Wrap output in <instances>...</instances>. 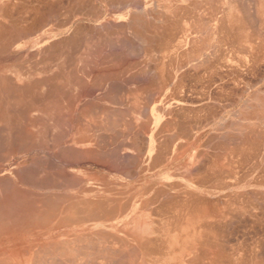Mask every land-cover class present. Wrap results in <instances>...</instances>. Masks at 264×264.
Masks as SVG:
<instances>
[{
  "label": "bare ground",
  "instance_id": "6f19581e",
  "mask_svg": "<svg viewBox=\"0 0 264 264\" xmlns=\"http://www.w3.org/2000/svg\"><path fill=\"white\" fill-rule=\"evenodd\" d=\"M16 1L19 2L18 0ZM22 1H20L21 3H11L12 1L10 0L11 6H7L9 3L5 7H1L2 4L0 5V64L5 62L9 63L8 66H5V69L0 68V149L2 148L1 151L7 153L8 163L17 159L12 163L17 166L11 171L10 176L0 180V264H220L218 228L220 222L219 210L221 208L219 207L220 203L218 201L220 196L217 197L218 189H220L219 187L217 189V186L220 181H216L215 178H213L214 182H216L214 183L210 181L207 184L204 181L206 179L200 180V178L197 177L201 169L198 164L197 165L200 168L193 164H188V161L186 164H183V154L191 151V149H195V151H191L192 154L188 157L190 160L195 156V154H197V144L202 138L200 131L201 125L193 126V124L190 123L191 121H184V126L186 122H189V124L194 127V129L191 127L193 130L189 129L188 132L190 133L191 131V133L187 134L188 132H185V126L183 127V131L180 132L177 130L175 135L180 132L179 135L174 136L172 134L175 140L172 142L170 141V148H167L168 150L165 149V153H163L164 149H156V142L161 138L160 137L158 139L160 134L159 132L163 130L158 128V126L160 125L161 128H163L162 125L165 123L162 122L163 124H160L159 116L161 112L160 109L162 110V108H158L157 106V104L162 100L163 92H159L156 95V92H154L162 90H156L157 87H163V91L165 92L167 86L170 85L169 80L167 81L168 77H166L165 73V68L168 65H171L169 64L171 59L168 60V57L171 54L170 52H172V54L174 53L175 56V53L180 55L182 57V61L184 57V62L187 59V56L192 58V67H194V69L196 68V70L199 68V74V71L201 70L199 62H202L198 61L201 56L200 49L201 47L203 48V44L207 42L204 40L203 43V38L206 39L205 36H207L208 33V36L213 37H211V40H214V36L217 38L218 35H216V31L217 33L220 31V29L215 30L221 19V17H217L216 13V7L218 5L214 10L216 14H213V12L211 14L208 11L207 14H209L208 16L210 17L207 19L205 14H202L203 12L200 11L202 10L201 8L203 5H201L198 0H196L197 3L193 4L192 2L195 1L193 0L191 1V5L190 3H188L189 5L186 4L189 7L192 5L197 6L195 8H198V11L201 12L194 15L193 12L196 9L193 7L194 10L191 12V15L188 14L190 16H192V14L193 16H196L194 17V20H192L193 17L191 20L194 22L195 27L197 26L194 31L195 36L193 37V41H190L191 43L193 42L192 44L190 43L192 46H190L189 41L187 40H184L183 43L179 42L176 45V40L173 42V38H170L173 36L172 33L175 32L176 29L180 28L178 26H176V28H172V24L175 26V22L177 24L178 21H181V25L188 23V20L187 22L182 23L183 18L186 17V15L183 17V13L186 14L185 12H187L184 5L181 7H179L180 5L176 6L177 8L179 7L178 12L179 10L181 11L180 15L182 14V18L180 19L182 20L177 19L178 21H173L174 23H171L172 20L167 22L168 20L164 18L166 20L164 21L165 24L161 22L162 25L171 23L168 26L175 29L174 31L170 30L172 33L168 34V37L166 36L167 38H162L160 35L163 33L159 28L162 25H154V30L157 26L160 30L158 32L155 31V34L153 32L148 33V31H152V26L149 28L148 23H151L152 19L154 20L156 18L155 16L162 11L155 8L157 6L154 2L153 5L155 6L153 7L157 10V13L156 15L154 14L155 16L153 15L155 18H152L151 21H147L144 16L141 17V9L144 10L143 8L145 7L141 5L142 1L135 0V4L138 3L139 5V3H141V6L139 5L140 10H138L140 11V16H138L139 13H135L136 11L130 13V11L127 10L123 14L124 16H128L126 21L122 23V25H119V16L108 17L106 15L108 8L106 4L109 5V1L111 0H109L108 3H106L107 0H46V2H42L43 0H34L35 2L25 0L31 4L27 2L24 3ZM113 1L116 2V0ZM113 1L110 2L111 6L113 5ZM122 1L124 0H117V3H126L125 5L129 3V0L128 2L124 1L125 3ZM156 1L158 0H155V2ZM168 1L171 3L174 0ZM202 1H206L204 5H206L205 8H207L209 7L208 4L210 6H215L218 0ZM223 1L226 10H228V20L229 22L232 21V24L230 23L232 28L234 26V22L236 23L238 21L237 23L239 24L240 21H235L236 19L232 14L233 4L237 0ZM239 1L242 2V0ZM263 1L261 2L263 3ZM114 4L117 6L116 3ZM122 4H120L121 7ZM161 5L163 6L164 4ZM173 5L175 7V4H172L171 7H173ZM222 5L223 4H221V6ZM164 6H167V4ZM183 6L184 9L182 8ZM171 7L169 6V9H171ZM113 8L114 7H112L111 10H113ZM164 8L168 7H163V9ZM93 9L98 10L96 14L90 12L93 11ZM120 9L121 8H119V10ZM190 9L189 11H191ZM213 9L214 8L212 7V10L211 8L209 10L213 11ZM237 9L239 10V8ZM149 10L153 11L151 8H149ZM149 10H144V14L142 15H146V13L151 14L152 12H148ZM183 10H185V12H183ZM222 10H225V8ZM155 11L153 12L155 13ZM172 11L173 9H171L168 14L170 12L173 13ZM259 11L263 12L261 9ZM171 13V19L174 17L173 14L175 16L179 15H176V12L173 14ZM218 13L220 14L221 12ZM161 14L165 13L163 12ZM256 14L259 15L258 12ZM165 15L161 16L165 17ZM158 17L160 16H157V18ZM101 18H104L106 21H104V23H98ZM149 18H151V15ZM157 18L156 21H161V19L158 18V20ZM175 18L177 17H174L173 19ZM205 18L208 21L204 20ZM257 20H255L254 23H256ZM263 20L264 19L262 18V21ZM204 21L209 23V25L206 24L209 26L208 28L204 25L206 23H204ZM153 23L155 22H152V24ZM156 23L158 24V22ZM242 23L240 22V24L237 25L240 26ZM192 24L193 23L190 25L192 26ZM262 24H264V21L261 25L259 23L260 26H262ZM219 25H221V23ZM110 27H115L117 29H108ZM140 27L142 29L147 27V30L142 31L139 29ZM165 27L166 26H164L162 30L170 29V27ZM240 27L242 29L243 25ZM182 29L184 30V28ZM131 30L133 32H137V39H135V34H132L133 36L135 35L134 37L131 36V33H133ZM178 30L177 33H179ZM187 30L189 29H186V31ZM190 30L193 31L192 28H190ZM208 30L210 31L208 32ZM110 31L111 33H114V35L116 34L115 38H111L109 36ZM170 31L165 32L170 33ZM241 31L244 30L242 29ZM159 32L162 34L160 33L156 36V33ZM204 33L205 36H203ZM176 35L177 36L174 35L175 39L179 36L178 34ZM159 36L162 39L158 38V40L156 38ZM260 37H263V35ZM179 38L180 36L177 39L178 41H180ZM216 38L215 42L213 40L212 41L215 45H218L217 42L220 39H218L219 37L217 39ZM244 38H246V36ZM244 38H239V40L243 41ZM258 39L259 38H257V40ZM262 39H260V41H264ZM208 40L210 41V39ZM241 41L240 44L243 43ZM172 42L174 43L173 46ZM198 43H201L202 46L200 47ZM127 44H137V48H139L138 46L142 47L143 59L139 56L141 59L138 60V58L134 55L138 61L133 59L130 60V58L126 56L128 52H132V50L130 52V47L128 48L127 53L123 51V45ZM186 45H189L190 48H192L189 49L188 46L187 49L189 50H181L186 47ZM207 45H205L206 48L209 47V44ZM224 45H226V43ZM233 45L235 46L234 43L232 46ZM249 45L251 44L249 43ZM205 46L204 51L208 50ZM229 46H231V43ZM239 46L241 47L242 45ZM171 47L172 50L170 49ZM176 47L177 50H175ZM219 47H221V45L217 46V48ZM209 48L211 49V47ZM217 48L215 49L217 50ZM233 48L234 47H232V50H235ZM137 50L133 51H136L137 54ZM216 50H214L215 53L219 51V49L217 52ZM232 50L230 47V51ZM158 53H160L161 58H164L163 56L166 55L164 59L167 57L168 65L164 59H161L162 61L159 62L160 58L157 57L159 56ZM139 54H141L140 50ZM212 54L214 53L212 52ZM212 54L210 56H212ZM175 56L172 58L175 59ZM215 56H217V54H215ZM215 56H212L210 59L215 58ZM203 59L204 65L206 61L205 58ZM163 60L165 62H163ZM177 61L179 62L178 59ZM189 61L184 64L180 61V64L176 63L177 65L175 67L172 66L174 68V78H176L177 73H179L181 69L185 68V64L186 66L187 64H190ZM171 62L172 60L170 63ZM192 67L187 68V70H192ZM173 68L171 70H173ZM194 69L193 71H195ZM167 70H169V68ZM196 73L197 72L194 74L196 75ZM119 74H123V76L124 74H131V77L128 79L127 77L124 78L128 80L127 82L130 81L131 84H135L138 87L137 89L140 91L136 90L138 93L135 92V101L133 103L130 102L134 106L130 104L129 107L135 109V104L138 103L136 102V99L139 100L141 98L144 102L142 103L140 100V104L144 105L143 108L146 110L149 117H147L148 115L146 116V113L141 111L142 108L139 106L140 111L138 112L140 113L136 112L137 108L135 109V112L133 111L134 109H127L125 104V106L122 105V99L121 102L119 99L120 103L115 101L114 97L117 95H113V92L111 91H106V93L104 92V96L102 95L103 97L101 96L102 92H100V96L102 97L101 100H98L97 98H93V100L90 99L93 94L92 91L91 95L89 93V90L91 89L90 87L96 88L95 85L103 84H109L110 86ZM179 76L180 75L178 74V77ZM121 77L122 76L120 75V78ZM181 77H179V81H175L176 83L174 82L176 84L175 89H177V82L180 84L182 81V79L180 81ZM197 77H199V75H196V78ZM126 79H124V82H126ZM170 79L172 78L170 77ZM127 82L125 83L126 85ZM115 83H117V81H115ZM115 83L112 84L115 85ZM117 84L122 85L120 83ZM114 85H112L113 88H116V85ZM172 85L174 87V84ZM122 87L119 89L122 90ZM123 88L124 90L126 89L125 87ZM97 90H100L98 86ZM131 90H128L129 94L134 95L135 93H130ZM115 91L118 90L116 89ZM144 94H146V96L151 95V97L148 99ZM153 94L155 96H152ZM174 94L172 92L171 98ZM131 95H128V98L133 97ZM168 95L166 96L167 99ZM256 95L258 98V95L260 94L256 93L254 97ZM118 96L120 97L121 95ZM261 97L263 100L264 95ZM257 98L255 100H258ZM94 99L98 101L95 102ZM117 99L118 98H116V100ZM130 100L133 101L134 99ZM109 103L113 106H109ZM167 103L168 100L165 101L164 104L166 105ZM114 104L117 106H114ZM76 105L80 106V109H77L78 107L76 108ZM176 107H172L174 108L173 110H177ZM129 109L135 114L137 113V115L140 114L138 116L141 117L145 114L146 117L143 116L144 119L149 118V120L141 123L142 126L149 125L145 127L148 130L147 131L145 129L147 137L145 140L147 139L148 144L145 152L147 157L143 161L140 160L139 157L137 158L135 155L133 157L130 153H127L126 156L129 154L128 156H130V158L131 156L133 157L132 159L137 158V161L135 160L136 165H133L130 168L125 167L122 164L126 163V166L127 162L130 164L125 156L126 160L121 162V159V161H118L120 162L118 164L115 160L117 157L120 159V156H116L117 154L113 151V154H116V157H112L114 159L113 161H115L114 163L110 158L111 154H104L107 151L102 154L103 150L101 149V146H99L102 145L101 143L104 141L102 140L104 136H107V138L110 136V139H105L104 137L105 141L108 140L107 145L111 142L112 145H114L113 142L118 141L121 134L122 135L120 137L124 139L125 135L129 138L128 134H130V136L133 134L129 131H136V128H138L139 125L136 126L135 129L132 128V126L135 127L136 125V119L132 118ZM195 109L196 108H194V110ZM77 110L81 111H78L79 115H77L80 117L76 118V123V120L74 119V121L73 118L77 116L75 114L77 113ZM176 110L174 111L175 113ZM200 110L197 111L199 112ZM186 111V113H188V110ZM128 112L131 116L128 117L132 118V121H135V125L133 122L127 121L128 123L126 126L130 130L127 131L129 133L126 134L125 130L128 129H125V125L123 124L124 126L122 125V128L125 129L123 130L121 128V124L126 122L124 119L128 115ZM169 112H165V116H167L166 113L170 115ZM177 112L179 111L177 110ZM179 113H182V111ZM179 113L176 114L180 115ZM196 116H198V114ZM88 117H90L89 120L87 119ZM128 117H126V119ZM174 117H176V115L173 116V118ZM180 119L182 118L180 117ZM180 119L177 120L180 121ZM188 119L190 120L191 116ZM169 120L167 118L164 122ZM198 120L200 119L198 118L197 121ZM73 121L75 122L74 125L77 124V127L74 126V128L76 127L78 129L75 139L67 138L68 136L65 132L68 133L69 130L64 132V135L67 137L63 135V131L65 130L63 127L68 129L70 128L69 124L72 123L71 128H73ZM147 122L149 123L146 124ZM169 122H166V126ZM174 122L176 123L177 121ZM179 123L180 122H177V124ZM194 123H197L196 120ZM172 124L169 123V126ZM189 124L187 128L191 126ZM163 126L165 127V125ZM141 128L144 130V127ZM152 128L153 130L158 128L161 131L158 130L159 132L156 131L154 133ZM174 128L178 129L177 127ZM139 130L141 131V129L138 128V131ZM73 131H75V129ZM141 135L142 136L140 137H143L144 134ZM172 135H168L167 137L165 135L164 136L172 139ZM60 136H64L66 140H63V137L61 138ZM111 136H116L118 138L115 137L116 140H113ZM137 136H139L138 132L134 135L135 140H142L140 137V139H136ZM60 138L62 140H60ZM133 139L131 138V140ZM125 140L127 139L125 138ZM131 140H128V142ZM183 140H187L188 144L180 145V142ZM123 141L118 143L119 146L121 144V148L117 145L120 150L123 147H130L131 142L129 144H125V141ZM99 142L100 144L98 145ZM161 142L158 141V145ZM87 144H92V146L97 145L100 149L95 150L86 148L85 145ZM167 144H169V141ZM78 145L83 147L78 150L76 148ZM135 146L140 147L138 144ZM164 146L163 148H166ZM175 146H177V149H175ZM160 147H162V145ZM108 148L109 146H107V149ZM57 150H61V155L63 153V156L67 157L71 164L68 162L60 163V157L62 161L64 157L60 155L58 159V153H56ZM109 151L112 150L109 149ZM117 151L118 153L120 152L119 150ZM136 151L134 153H136ZM123 152L126 153L125 149ZM142 152L143 147L141 152L136 154H139L140 156V154H143ZM197 152L200 153V150ZM123 154L121 155L123 156ZM102 155L110 156H108L109 159L103 156L105 160L107 159V161H105L102 157L105 161L104 162L99 159ZM72 157L73 160L76 158L77 162H74L76 164L72 163ZM196 157L198 156L196 155ZM37 160L41 161V163L39 164L37 162V164H35V161ZM109 160H111L114 164H110ZM30 161L31 163H29ZM64 161L66 160L64 159ZM178 162L183 163L178 164ZM87 163L89 164L87 165ZM201 174L202 173H200V175ZM202 178L206 177L203 176ZM210 179L213 180L212 178ZM258 263L259 262H257V264ZM260 263L262 264V262Z\"/></svg>",
  "mask_w": 264,
  "mask_h": 264
},
{
  "label": "rangeland",
  "instance_id": "374dc122",
  "mask_svg": "<svg viewBox=\"0 0 264 264\" xmlns=\"http://www.w3.org/2000/svg\"><path fill=\"white\" fill-rule=\"evenodd\" d=\"M12 2L11 3H14V2H17L16 0H11ZM19 2H17V3H21L20 1H22V0H18ZM29 1V0H28ZM28 1H25V0H23L22 2H24V3H30V2H35V1H37V0H31L30 2H28ZM39 1V0H38ZM42 1V0H41ZM62 1V0H61ZM91 1V0H90ZM108 1L109 0H107V2L106 3H108ZM113 0H111V1H109V5H107L106 4V6L108 7L107 8V16L108 17H112V16H119V20H118V24L119 25H122V23H124L125 21H126V19H127V17L128 16H124L123 14H124V12H126L127 10L128 11H130V13H133L134 11H136L135 13H139L140 11H138V10H140V6L142 5V6H144L145 8H143L144 10H149V8H151L153 11H155L156 9L157 10H162L165 14H167V15H165V14H161V13H163L162 11L159 13V14H157V16H160V17H158L159 19H161V21L157 18V16H155L156 15V13H157V10L155 11V13L153 12V11H151V10H149L148 12H152L150 15H151V18H149V14H147L146 13V15H142V14H144V10H142L141 9V11L142 12H140V13H142L141 14V17H143L144 16V18L145 19H147V21H151V19L152 18H157L159 21H156V18L153 20L152 19V21H151V23H148V27L149 28H151L150 26H152V31L150 32V31H148V33H154L155 34V31L156 32H158V31H162V33L161 32H159V33H156L157 35L156 36H158L160 33L162 34V35H160L162 38L163 37H168V34H171L172 33V31H174L175 29H172V28H176V26H178V27H180V28H178V29H176L175 30V32H173V33H175V34H173L172 33V35L173 36H171L170 38H173V42H175V40H176V42H175V44L177 45L179 42H181V43H183V41L185 40H187V41H189V44L191 43L190 41H193V37L195 36L194 34H195V30H196V27H195V24H194V22L192 21V20H194V17H196V16H193V14L194 15H196V13H198V12H203L202 14H205V17H207V19H209V17L210 16H208L209 14H207L208 13V11H209V13H211L212 14V12H213V14H216L217 13V17H221V19H220V23H221V25H217V29L215 28V30H218V29H220V31L221 32H223V33H221L220 31H218V33H217V31H216V35H217V38L218 39H220V40H218V42H217V40H216V42L218 43V45H215V36H214V42L211 40V37L212 36H208V33H207V36H208V38H207V36H205V33L203 34V36H205V38L206 39H204L203 37V43H204V40H205V42L206 43H202L203 44V48L201 47L202 45H201V43L199 44L200 45V47H201V56H200V59H198V61H202V62H199V65L201 66V70L199 71V74H198V70H199V68H198V70H196V68L194 69V67H192L193 66V61L191 60L192 58H189L188 56H187V59H186V57H185V62L187 63V61H189V59H190V61H189V63L190 64H187V66H186V64H185V68H183V69H181V71H179V73H177V76H176V78H174V76H175V74L173 73V71H174V68L173 67H175L177 64H180L181 62H183L182 64H184L185 62H184V57H183V61L181 60L182 59V57L180 56V55H177V53H175L176 54V56L174 55V53L172 54V52H170L169 54V57H168V60L169 59H171L172 60V62L170 63V61H169V64H171V65H168V63H167V57H166V59H164L165 58V56H163L164 58H161L160 57V53H158V55L159 56H157V57H159L158 59H159V62L160 61H162L161 59H164L165 61H166V63H167V67L169 68V70H167L168 68L166 67L165 69V73H166V77H168L167 78V81L169 80V82H170V85L173 87V85L172 84H174V87H173V89L175 90V94H174V90L172 89V87L169 85V86H167V89H166V91L164 92L163 91V87H157V89L156 90H160V89H162V90H160V91H154V92H156L155 93V95L156 94H158L159 92H163V96H162V102L160 101L158 104H157V106H158V108H162V110L160 109V124L162 125L163 123H165V124H163V125H165V127L162 125V127L163 128H161V126L159 125L158 126V128H160L161 130L163 129L164 130V132H163V130L161 131V130H159L158 128L157 129H155V130H153V128H152V131H154V133L157 131V132H159V131H161V132H159L160 134H159V136H158V141L159 142H161L159 145H158V141L156 142V149L157 148H159V149H164L162 152L163 153H165V149H167V148H170V144H171V142L173 141V140H175L174 139V136H177V135H179V133L181 132V131H183L184 129H185V132L187 131H189V129H190V127L189 128H187V126H188V124H189V122L191 123V124H193V126L195 125V126H200L201 125V127H200V131H201V134H202V138H201V140H200V142L197 144V149H196V153L197 154H195V156L190 160L188 157H190V154H192L191 153V151H195V149H191V151H189V152H187L186 154H183L184 155V157H183V162H178V164H186L187 163V161H188V164H193V165H195V166H197L198 168H200L201 167V169H200V173H202L201 175H200V173H198V176L197 177H199L200 178V180L201 179H206V180H204L207 184H208V182H214V179L213 178H215V180L216 181H220V183L218 184V186H217V184H216V186H217V189H218V187L220 188V189H218V195H217V197L218 196H220V198L218 199V201H219V203H220V210H219V212H220V222H219V228H218V243H219V263L220 264H257V262H259L258 264H261L260 262H262V264H263V262H264V110H262V109H264V106H263V102H264V99L262 100V95H264V41H260V39H262V40H264V27H262V26H264V24H262V26H260L261 25V23L264 21H262V18L264 19V1L263 0H259V2H258V0H251V2H250V0L248 1V0H242V2L241 1H239V0H237V1H235V5L233 4V9H232V14L234 15V17H235V21H237V20H240L239 21V24H240V22L242 23L240 26H242L243 25V27H242V29L244 30V31H241L242 29H241V27L240 26H238L235 22H234V26L231 28V22H229V20H228V18H229V15H228V10H226V7H225V5H224V1L223 0H218L217 1V3H216V5L215 6H210L209 4H208V6L211 8V10H212V7L214 8L213 9V11H210L209 9V7H207V8H205V6L206 5H204L205 3H206V1L205 2H203L202 0H198V2H200V4L201 5H203L202 6V10H200V11H198V8L196 9L195 7H197V6H194V5H192V6H188L189 4L188 3H190V5L193 3H197V1L195 2V1H193V0H174V1H172L171 3L168 1V0H158V1H156L155 2V0L153 1H151V0H140V1H142V4L141 3H139V5H138V3L137 4H135L134 2H136L135 0L134 1H131V0H129V3H127V5H125L126 3L125 2H128V0L126 1V0H124V1H122V2H124L125 4H122V3H120V2H118L117 3V0H116V2H114L113 1V5L111 6L110 5V2H112ZM131 1V2H130ZM165 1H167V2H165ZM176 1V2H175ZM191 1H193L192 3H191ZM202 1V2H201ZM221 1H223V2H221ZM261 1H263V3L261 2ZM42 2H46V0H43ZM138 2V1H137ZM150 2V3H149ZM153 2H154V4L157 6V7H153V6H155V5H153ZM164 2V3H163ZM179 2V3H178ZM220 4H219V3ZM241 2V3H240ZM253 2V3H252ZM9 3V5H7ZM11 3H10V0H0V5H1V7L3 6V7H5L6 5L7 6H11ZM114 3H116V5L117 6H115V4ZM122 4V7H121V5L120 4ZM130 3H131V5H130ZM203 3V4H202ZM243 3V4H242ZM259 3H261V4H259ZM31 4V3H30ZM146 4V5H145ZM161 4H164V5H166L167 4V6H162ZM172 4H175V7L176 6H179V7H181L182 5H184L187 9L189 8H192V9H190L191 11H189V9L187 10L186 8H185V10L187 11V12H185V10H183V12H185L186 14H184L183 12V17H185V15H186V19L185 18H183V20L182 19H180V18H182V14L180 15V13H181V11L179 10V12H178V8L176 7H174V5H173V7H171L172 6ZM186 4H188V5H186ZM214 4V3H213ZM213 4H211V5H213ZM221 4H223L222 6H221ZM21 5V4H20ZM124 5V6H123ZM135 5V6H134ZM160 5H161V7H160ZM200 5V6H201ZM219 7H218V6ZM251 5V6H250ZM260 5V6H259ZM132 6H134V7H132ZM169 6L171 7V9H173V13H175L176 12V15L177 14H179V15H177V16H175L173 13H171V14H173V16L174 17H177V18H175V19H171V17L172 16H170V13L168 14V12L171 10V9H169ZM184 6L182 7L183 9H184ZM217 6V7H216ZM236 6H237V8H239V10L236 8ZM245 6V7H244ZM249 6V7H248ZM110 7V8H109ZM112 7H114L113 8V10H111L112 9ZM124 7V8H123ZM137 7V8H136ZM163 7H168V8H164L163 9ZM193 7L196 9V10H194L193 9ZM217 8V11H216V13L214 12V10ZM222 7V8H221ZM94 8H96V7H94ZM119 8H121L120 10H119ZM123 8V9H122ZM129 8V9H128ZM225 8V10H222V9H224ZM245 8V9H244ZM155 9V10H154ZM165 9H167V10H165ZM177 9V10H176ZM203 9H206V10H203ZM219 9V10H218ZM251 9V10H250ZM258 9V10H257ZM262 10L263 12H261V11H259V10ZM92 10V9H91ZM174 10H175V12H174ZM193 10H194V12H193ZM242 10V11H241ZM244 10V11H243ZM256 10H257V12L259 13V15L258 14H256L257 12H256ZM98 10H94L93 9V11H90L91 13L93 12L94 14H96V12H97ZM114 11V12H113ZM166 11V12H165ZM196 11V12H195ZM207 11V12H206ZM222 11H223V13H222ZM227 13H226V12ZM249 11V12H248ZM251 11V12H250ZM113 12V13H112ZM116 12V13H115ZM189 12V13H188ZM191 12H193V14H192V16H190L191 15ZM200 12V13H201ZM206 12V13H205ZM218 12H221L220 14L218 13ZM140 13H139V15L138 16H140ZM252 13V14H251ZM114 14H118V15H114ZM155 14V15H154ZM188 14H190V15H188ZM206 14H207V16H206ZM242 14H244V15H242ZM260 14H262V15H260ZM136 15V14H135ZM149 15V16H148ZM155 17H154V16ZM163 15H165V17H162ZM255 15H257V16H255ZM187 16H188V19H187ZM189 16H190V19H189ZM212 16V15H211ZM249 16V17H248ZM259 16V17H258ZM107 17V18H108ZM167 17V18H166ZM179 17V18H178ZM192 17H193V19H192ZM204 17V16H203ZM223 17V18H222ZM239 17V18H238ZM243 17V18H242ZM258 17V18H257ZM105 18H106V16H105ZM165 18V19H167L168 21L167 22H170L171 20H172V22L171 23H174L173 21H178V20H182V23H184V22H187V20H188V23H184L183 25H181V21H178L177 22V24H176V22H175V26H173V24L171 25L172 26V28H171V26H168V25H170L171 23H168L167 25H162L161 24V22H163L164 24H165V22L164 21H166L165 19L163 20V19ZM169 18V19H168ZM218 18V19H219ZM238 18V19H237ZM260 18V19H259ZM149 19V20H148ZM178 19V20H177ZM192 19V20H191ZM245 19V20H244ZM258 19V20H257ZM163 20V21H162ZM170 20V21H169ZM191 20V21H190ZM204 20H206V18L204 19ZM242 20V21H241ZM255 20H257L256 21V23H254V21ZM104 21H106L104 18L102 19H99V21H98V23H104ZM191 23H193L192 24V26H194V27H192L190 24V22ZM206 21H208V20H206ZM206 21H204V23L206 22ZM222 21H224V22H222ZM225 21H226V23H225ZM245 21V22H244ZM252 21V22H251ZM258 21H260V22H258ZM152 22H158V24L156 23H153L152 24ZM180 22V23H179ZM229 22V23H228ZM249 22V23H248ZM258 22V23H257ZM190 23V24H189ZM231 23V24H230ZM245 23V24H244ZM259 23H260V25H259ZM206 24H208L209 25V23H205L204 25L208 28L209 26L208 25H206ZM118 25V26H119ZM154 25L156 26V25H158V26H160V25H162L161 27H159L160 28V30L158 29V26L156 27V29L154 30ZM182 27H181V26ZM184 25H185V27H184ZM188 25H190V26H188ZM257 25V26H256ZM164 26H168V27H170V29L168 30H162L163 29V27ZM205 26H204V28H205ZM218 26H220V27H218ZM230 26V27H229ZM250 26V27H249ZM254 26V27H253ZM165 27V28H166ZM167 27V28H168ZM187 27V28H186ZM228 27V28H227ZM239 27V28H238ZM247 27H249V28H247ZM259 27H262L263 28V30H262V28H259ZM142 28H143V26H142ZM141 27L139 28V29H141L142 31H144V30H147V27H145L144 29H142ZM182 28H184V30L186 31V29H189L190 30V28H192V30L193 31H189V30H187L186 32L182 29ZM186 28V29H185ZM229 28H231V29H229ZM259 28V29H258ZM108 29H117V28H108ZM158 29V30H157ZM180 29H182V30H180ZM225 29H226V31H225ZM227 29H229V30H227ZM258 29V30H257ZM261 29V30H260ZM113 30H111V31H113ZM170 30H172V31H170ZM177 30L179 31V33H177ZM239 30V31H238ZM249 30V31H248ZM254 30V31H253ZM256 30V31H255ZM260 30V31H259ZM111 31H110V33H111ZM132 31V30H131ZM130 31V32H131ZM165 31H170V33H168V32H165ZM182 31V32H181ZM189 31V32H188ZM210 30H208V32H209ZM232 33H231V32ZM241 31V32H240ZM133 32V31H132ZM135 32V31H134ZM131 33V36H133L132 34H135L136 35V37H135V39H137L138 37H137V32H135V33ZM182 34H181V33ZM185 34H184V33ZM243 32V33H242ZM110 33H109V36L111 37V38H115L116 36V34L114 35V33H111V35H110ZM167 33V34H166ZM192 33V34H191ZM225 33V34H224ZM235 33V34H234ZM240 33V34H239ZM260 33V34H259ZM139 34V33H138ZM146 34V33H145ZM176 34H178L179 36H180V38H179V40L180 41H178L177 39H178V37H176V39H175V36H177ZM182 36H181V35ZM189 34V35H188ZM220 34V35H219ZM222 34V35H221ZM247 34V35H246ZM257 34H259V35H257ZM113 35V36H112ZM134 35V36H135ZM175 35V36H174ZM224 35H225V37H224ZM239 35V36H238ZM245 37L246 36V38H244L243 36ZM261 35H263V37H260ZM133 36V37H134ZM143 36H144V34H143ZM142 36V37H143ZM156 37L157 39L159 38V39H162L161 37ZM121 37H123V36H121ZM141 37V38H142ZM145 37V36H144ZM166 37V38H167ZM210 37V38H209ZM224 37V38H223ZM240 39H243L244 38V40L243 41H241V40H239V38ZM243 37V38H242ZM259 38L258 40H257V38ZM140 38V37H139ZM181 38H183V39H181ZM189 38H191V39H189ZM213 38V37H212ZM216 38V39H217ZM230 40H229V39ZM158 39V40H159ZM208 39H210V41L208 40ZM249 39V40H248ZM248 40V41H247ZM254 40V41H253ZM210 43H212V44H210ZM232 41V42H231ZM239 43H238V42ZM240 41L241 42H245L244 44H247V45H244L243 43L242 44H240ZM172 42V46H173V43ZM220 42V43H219ZM246 42H249L251 45H249V43H246ZM253 42V43H252ZM193 43V42H192ZM191 43V44H192ZM226 43V45H227V48H226V45H224ZM230 43H231V46H229L230 45ZM235 44V46L233 45L232 46V44ZM238 43V44H237ZM190 44V46H192ZM207 44H209V47H211V49L208 47V48H206V46L205 45H207ZM221 45V47H219V48H217V46H220ZM229 44V45H228ZM257 44V45H256ZM127 45H130V44H127ZM127 45H123V51L125 52V53H127L128 52V48L130 49V52H131V50H132V52L131 53H129L128 52V54L126 55L128 58H130V60H137V58H138V60L139 59H143V55H142V47H140V46H138L139 48H137V44H134V45H130V46H127ZM139 45V44H138ZM210 45H212V46H210ZM225 46V47H223V46ZM239 45H242L241 47L239 46ZM248 45H249V48H248ZM254 45H256V46H254ZM126 46H127V48H126ZM132 46V47H131ZM135 48H134V47ZM189 45H186V47H184L183 49H181V50H185L186 49V51L187 50H189V49H191L190 48V46L188 47ZM204 46H205V48L206 49H208V50H206V51H204ZM208 46V45H207ZM217 48V50L219 49V51L217 52V50L214 48ZM228 46H229V49H228ZM247 46V47H246ZM187 47L189 48V49H187ZM199 47V48H200ZM230 47H231V50H232V47H234L233 49H235V50H232V51H230ZM244 47H245V49H244ZM214 48V49H213ZM242 48V49H241ZM247 48V49H246ZM116 49H117V47H116ZM122 49V48H121ZM127 49V50H126ZM137 49H139L140 51H141V54H139V50H137ZM171 50H172V47L170 48ZM174 49V48H173ZM222 49V50H221ZM249 49V50H248ZM252 49V50H251ZM133 50H137L138 52H137V54H136V51L134 52ZM175 50H177V47L175 48ZM212 50V51H211ZM214 50H216V52L217 53H215V51ZM243 50V51H242ZM117 51V50H116ZM118 51H119V49H118ZM203 51H204V55H203ZM211 51V52H210ZM208 52H210L211 54H212V52L214 53V54H212V56L214 57L215 56V54H217V56H215V58H213V59H210V58H212V56H210L211 54L210 53H208ZM135 53V54H134ZM162 54V53H161ZM167 54V53H166ZM206 54H208V55H206ZM210 54V55H209ZM128 55H130V56H128ZM134 55H135V57H137V58H135L134 57ZM164 55V54H163ZM141 58H140V57ZM162 56V55H161ZM175 56V59L174 58H172V57H174ZM177 56H178V58H177ZM203 56V57H202ZM206 56V57H205ZM135 59H134V58ZM171 57V58H170ZM181 57V58H180ZM219 57V58H218ZM179 60V62L177 61V59ZM197 58V57H196ZM203 58H205V63H204V65H203ZM212 61H210L209 59ZM157 59V60H158ZM203 59V60H202ZM137 60V61H138ZM163 60V62H165ZM175 60V61H174ZM194 60V59H193ZM197 60V59H196ZM208 60V61H207ZM181 61V62H180ZM177 63V64H176ZM174 64V65H173ZM9 65V63H7V62H5V63H2V64H0V68L1 69H5V66H8ZM202 65H203V68H202ZM171 66V67H170ZM173 66V67H172ZM193 68L195 71H193V69L191 70V69H188L187 70V68ZM173 68V70H171ZM185 72H184V71ZM168 71H170V72H168ZM171 71H172V74H173V76H172V74H171ZM168 72V73H167ZM183 72V73H182ZM195 72H197L196 73V75H199V77H197L196 78V75L194 74ZM176 73V72H175ZM182 73V74H181ZM186 73V74H185ZM132 74V73H131ZM131 74H124V76H123V74H119L118 76H116V80L115 81H117V83H120V84H122V85H118L117 83H115V81L114 82H112V83H115V85L114 84H110V86H109V84L107 85H95L96 86V88L95 87H90L88 90H89V93H90V95H91V91H92V97L90 98L91 100H93V98H97L98 100H101L102 99V97L104 96V92L106 93V91H108V92H113L112 94L113 95H121L120 97L118 96H116V97H114L115 98V101H118L119 102V99H120V102H121V99H122V101L123 102H121L122 103V105H124L125 107H127V109L128 108H130V109H132V107H129L130 106V104L131 103H133L134 101H135V95H136V93H138L137 91H139L137 88V86L135 85V84H131L130 83V81L129 82H127L128 80V78L129 77H131L130 75ZM167 74H170V75H167ZM178 74L180 75L179 77H181L182 75H184V76H182L181 78H180V81H181V79H182V81L180 82V84H179V82H177L178 83V85H177V89H175L176 87H175V81H179V77H178ZM120 75L122 76L121 78H120ZM133 75V74H132ZM189 76V77H188ZM118 77V78H117ZM124 77H127V79L126 78H124ZM170 77L172 78V79H170ZM178 77V78H177ZM188 77V78H187ZM195 77V78H194ZM119 79V80H118ZM123 79V80H122ZM124 79H126V82H127V85L125 84L126 82H124ZM132 79V78H131ZM178 79V80H177ZM185 79V80H184ZM197 79V80H196ZM199 79V80H198ZM195 80V81H194ZM119 81H121V82H119ZM194 81V82H193ZM197 81V82H196ZM200 81V82H199ZM124 82V83H123ZM169 82H166V83H169ZM175 82V83H174ZM182 82H183V84H182ZM199 82V83H198ZM130 83V84H129ZM189 83V84H188ZM201 83V84H200ZM182 84V85H181ZM244 84V85H243ZM247 84V85H246ZM112 85H114L116 88H113V86ZM130 85V86H129ZM162 85V84H161ZM179 85H181V86H183V87H181V86H179ZM249 85H251V86H249ZM94 86V85H93ZM97 86L99 87V89L100 90H97ZM100 86H104L103 88L102 87H100ZM110 88H109V87ZM125 87L126 89L125 90H127V91H125L124 90V88L122 87L121 89L122 90H120L119 88L120 87ZM245 86V87H244ZM118 87V88H117ZM181 88V89H179V88ZM251 87V88H250ZM95 88V89H94ZM113 88V89H112ZM165 88V87H164ZM118 90V91H115V90ZM131 90V92L130 93H135L134 95H131V94H129V92H128V90ZM133 89H134V92H133ZM171 89V90H170ZM245 89H247V90H245ZM113 90V91H112ZM137 90V91H136ZM245 92H244V91ZM263 90V91H262ZM114 91H115V93H114ZM120 91H121V93H120ZM178 93H177V92ZM192 91V92H191ZM100 92H102L101 93V96H100ZM124 92V93H123ZM140 92V91H139ZM172 92H173V96H172V98H171V95H172ZM183 92V93H182ZM126 93H127V95H126ZM170 93V94H169ZM260 94V95H258V98H257V95L255 96L258 100H255L256 98L254 97V95L255 94ZM160 94H162V93H160ZM169 94V95H168ZM178 94V95H177ZM233 94V95H232ZM248 94V95H247ZM128 95H131V96H133V97H130V98H128ZM145 96H146V94H144ZM154 94L152 95V96H155ZM168 95V99H167V96ZM201 95V96H200ZM237 95V96H236ZM93 96H96V97H93ZM125 96V97H124ZM175 96V97H174ZM178 96H179V98L181 99H179L178 98ZM183 96V97H182ZM198 96V97H197ZM259 96H260V98H259ZM100 97V98H99ZM124 97V98H123ZM127 97V98H126ZM148 99H149V97H151V95L149 96H146ZM165 97H166V99H165ZM245 97V98H244ZM250 97V98H249ZM255 99H254V98ZM116 98H118L117 100H116ZM185 98V99H184ZM204 98V99H203ZM127 99H128V101H127ZM130 99H134L133 101L132 100H130ZM184 99V100H183ZM189 99V100H188ZM216 99H217V101H216ZM254 99V100H253ZM98 100H96V99H94V101L96 102V101H98ZM140 100H141V98L139 99V100H137L136 99V102H138V103H134L135 104V109L137 110H135L134 108V112L136 111V112H138V111H140L139 110V107H141L142 108V112L143 113H146V110L143 108V106L144 105H141L140 104ZM168 100V103L165 105L164 103H165V101H167ZM215 100V101H214ZM142 101V103L144 102V100L142 99L141 100ZM164 101V102H163ZM229 101H231V103L233 102V101H235V104L233 105H231V107L229 108V106H228V102ZM260 103H259V102ZM117 102V103H118ZM119 102V103H120ZM126 102V103H125ZM127 102H128V105H127ZM131 102V103H130ZM172 102V103H171ZM214 103H216V104H214ZM139 104V105H138ZM109 106H113V105H111L110 103L108 104ZM132 105V104H131ZM137 105V106H136ZM162 105H165V106H162ZM179 105H180V107H179ZM207 105V106H206ZM211 105V106H210ZM213 105V106H212ZM254 105V106H253ZM114 106H117L116 104H114ZM123 106V107H124ZM132 106H134V105H132ZM139 106V107H138ZM161 106V107H160ZM177 106V107H176ZM263 106V107H262ZM78 107V108H77ZM172 107H176L177 108V110L179 111V112H181L182 111V113H183V115H182V113H179V112H177V110H176V113L178 114H180V115H177L174 111L175 110H173L174 108H172ZM76 108L77 109H80V106H77L76 105ZM75 108V109H76ZM157 108V109H158ZM172 108V109H171ZM181 108H184V109H181ZM194 108H198L197 110H200L199 112L195 109L194 110ZM260 108H262V109H260ZM129 109V111L131 112L130 114H131V116H132V118L133 119H136L135 121H132V118H129V117H131L130 116V114H129V112H128V115L126 116V117H128L127 119H126V117H125V119L124 120H126V122H124V123H122L121 124V128L124 126L125 127V129H128L127 128V121H131V122H133V124L135 125V123H136V125H135V127L134 126H132V128H136V126H138L139 125V129H141V133L138 131V128H136V131L139 133V136H137L136 137V139H142V140H135V137H134V135L135 134H137V132L136 131H129L130 129H128V130H125L124 128H122L123 130H125V132H126V134H128L129 132L132 134L131 136H130V134H128V136H129V138L128 137H126L127 135H125L124 136V139L123 138H121L120 136L122 135H120L119 136V138L118 137H116V138H118V141H114L113 142V144L114 145H112V142L111 141H109V142H111V143H109V145H107L108 144V140H106L105 141V139H108L110 136H108V138H107V136H104L105 137V139H104V137H103V139L102 140H104V141H102V145H99L100 144V142L98 143V145L99 146H101V149L103 150H101L102 151V154L104 153V152H106V153H104V154H111V156L110 155H102L101 156V158H99V159H101V161L103 160V158L105 157H107L108 158V156H110V158H111V160L113 161L114 159V156L116 155V156H120V159L117 157L116 158V160L115 161H117V163L119 164L120 162H118V161H121V159H122V161L121 162H123L124 160H126V158L128 159L127 161H129V163L130 164H128V162H127V166H126V163L124 164V163H122L125 167H128V168H130V167H132L133 165H136L135 163V160L139 157V159L140 160H145V158L147 157V155H145V152H146V150H147V146H148V144H147V139L145 140V138H147L146 137V134H145V127H147V126H149V125H144V126H142V124L141 123H143V122H145V121H147V120H149V118H145L144 119V117L143 116H145V114H143V118L141 117V116H138V115H140V114H138L137 115V113L135 114L133 111H131ZM145 111H144V110ZM168 109V110H167ZM191 109V110H190ZM193 109V110H192ZM211 109V110H210ZM213 109V110H212ZM246 109V110H245ZM252 109V110H251ZM169 112V114L170 115H168L167 113H166V115L167 116H165V112H167V111ZM173 110V111H172ZM186 110H188V113H186L187 111ZM78 111L80 112L81 110H77V113H75L76 115L78 114ZM176 115V117H174L173 118V116H175L172 112ZM185 111V112H184ZM193 111V112H192ZM195 111V112H194ZM211 111V112H210ZM164 112V113H163ZM138 113H140V112H138ZM215 113V114H214ZM195 115V117H194V115ZM198 114V116H196ZM75 115V116H76ZM79 115V114H78ZM78 115L75 117V118H73V120L75 119L76 120V123H77V119L76 118H79L78 117ZM141 115H142V113H141ZM148 115V113H146V116ZM185 115V116H184ZM188 115V116H187ZM200 115V116H199ZM203 115V116H202ZM133 116H135V117H137V118H135V117H133ZM145 116V117H146ZM182 118V119H180V117ZM182 116H184V117H182ZM190 116H191V119L189 120L188 118H190ZM210 116H211V118H210ZM67 117V116H66ZM147 117H149V115L147 116ZM164 117V118H163ZM178 117V118H177ZM201 117V118H200ZM68 118V117H67ZM70 118V117H69ZM89 118L90 117H88L87 119L89 120ZM167 118H168V120L170 121H165L164 122V120L166 119L167 120ZM172 118V119H171ZM195 118V119H194ZM200 119V120H198L197 121V119ZM216 118V119H215ZM258 118V119H257ZM177 119H180V121L179 120H177ZM193 119V120H192ZM261 119V120H260ZM74 120V121H75ZM93 120V119H92ZM142 120V121H141ZM144 120V121H143ZM172 120H174V121H177V122H180L181 123V121H182V125L179 123V124H177V122L175 123L174 121H172ZM195 120H196V122L198 123H194L195 122ZM211 120H214L213 121V125L210 127V125H209V122L211 121ZM73 121V122H74ZM171 121H172V123L175 125V124H177V125H173L172 123H171ZM184 121H189V122H186L185 123V126H184ZM194 121V122H193ZM130 122V123H131ZM135 122V123H134ZM140 122V123H139ZM163 122V123H162ZM166 122H169L170 124H172V125H170V126H172V127H170L169 126V123H167L168 125L166 126ZM149 122H147L146 124H148ZM75 124V122L73 123V128H71V126H72V123H70L69 125H70V128H64L63 127V129H65L64 131H63V135H64V132L65 131H68V133L67 132H65L66 133V135L68 136H66V135H64L65 137H67V138H74L75 139V135L78 133V129L76 128L77 127V124L76 125H74ZM124 124V125H123ZM132 124V123H131ZM132 124V125H133ZM123 125V126H122ZM180 125H181V127H180ZM190 125V124H189ZM246 125V126H245ZM255 125V126H254ZM74 126H76L75 128H74ZM144 127V130H143V128H141V127ZM168 126H169V129H168ZM177 127L178 129H175L174 127ZM240 126V127H239ZM255 127V128H253V127ZM152 127V126H151ZM183 127H185L184 129H183ZM263 127V128H262ZM150 128V127H149ZM186 128H187V130H186ZM245 128V129H244ZM251 128V129H250ZM62 129V130H63ZM75 129V131H73ZM121 129V130H122ZM215 129V130H214ZM243 129V130H242ZM61 130V131H62ZM71 130V131H70ZM122 130V131H123ZM147 130V129H146ZM159 130V131H158ZM171 131V132H169V131ZM176 130V131H175ZM177 130H179L180 132H178V134L177 135H175L176 134V132H177ZM191 130V129H190ZM238 130V131H237ZM127 131H129V132H127ZM148 131V130H147ZM146 131V132H147ZM166 131V132H165ZM163 132V133H162ZM169 132V133H168ZM190 133H191V131H190ZM189 132L187 133V134H190ZM61 134H62V132H61ZM60 134V135H61ZM141 134H144L143 135V137H140V136H142ZM174 136H173V135ZM243 134V135H242ZM249 134V135H248ZM167 137L168 135L170 136V135H172V139L169 137V138H166L165 136ZM64 136H62L63 137V140H66V138H64ZM74 136V137H73ZM162 136H163V138H162ZM238 136V137H237ZM61 137V136H60ZM61 137V138H62ZM115 137L114 136H111V138L113 139V140H116L115 139ZM133 137H134V139H133ZM140 137V138H139ZM212 137V138H211ZM247 137V138H246ZM60 138V140H62ZM125 138L127 139V140H125ZM131 138L134 140H131ZM165 138V139H164ZM177 138V137H176ZM239 140H238V139ZM110 139V138H109ZM144 139V140H143ZM254 139V140H253ZM125 142H124V141ZM128 140H131L130 142H131V144H130V147L129 148H132V149H129V148H126V147H123L121 150H122V152H121V150L119 149V148H121V144H120V146H119V144L118 143H121V141H123L125 144L126 143H130V142H128ZM262 140V141H261ZM139 141V142H138ZM141 141H142V143H143V141H144V143L142 144L141 143ZM164 141H166L167 143H168V141H169V144H167L166 142H164ZM171 141V142H170ZM104 142V143H103ZM260 142V143H259ZM163 143H165V144H163ZM209 145H208V144ZM104 144V145H103ZM139 145L140 147H138V146H135V145ZM146 144V145H145ZM167 144V145H166ZM181 144H185V145H187L188 144V141L186 140V141H181L180 142V145ZM202 144V145H201ZM218 144V145H217ZM105 145H107V146H109V148L107 149V146H105ZM119 146V148H118V146ZM162 145V147H160ZM164 145H166V146H164ZM201 145V146H200ZM97 146V145H96ZM96 146L95 145H93L92 146V144H87V145H85V147L86 148H91V149H95V150H97V149H100L98 146H97V148H96ZM104 146H105V148H104ZM116 147V149H115V147ZM146 146V147H145ZM163 146L164 147H166V148H163ZM169 146V147H168ZM203 146V147H202ZM206 146H212V148L214 149V151H216V153L214 152V153H205L204 152V147H206ZM81 147H83V146H76V148L79 150ZM103 147V148H102ZM133 147H134V149H135V151H136V153H139V152H141V149H142V147H143V154H140V156H139V154H136V153H134L135 151H134V149H133ZM177 146H175V149H177L176 148ZM201 147V148H200ZM221 148L220 150L219 149H217V148ZM62 148V147H61ZM60 148V149H61ZM136 148H138V149H136ZM144 148H145V151H144ZM236 148V149H235ZM107 149V150H106ZM109 149L110 150H112V151H109ZM115 149V150H114ZM124 149H125V152L126 153H124L123 151H124ZM140 149V150H139ZM216 149V150H215ZM224 149H226L227 151H226V153H224ZM233 149V150H232ZM235 149V150H234ZM2 150V148L0 149V180L1 179H3V178H6V177H9L10 176V174H11V171L13 170V169H15L16 168V166L17 165H14V164H12L14 161H16L17 159H15L13 162H9L8 163V161H7V158H8V156H7V153L6 152H4V151H1ZM117 150H119L120 152H121V154H123V156L120 154V152L118 153V151ZM168 150V149H167ZM200 150V153L199 152H197V151H199ZM113 151H114V153H116V154H113ZM134 151V152H133ZM161 151V150H160ZM219 151H222V153L221 152H218ZM228 151H230V152H228ZM61 150H57L56 151V153H58V159H59V156L61 155ZM109 152H111V153H109ZM201 152H203V153H201ZM127 153H130L133 157H134V155L135 156H137V158L136 159H132L133 157L131 156V158H130V156H126V154ZM206 154V155H205ZM142 155H143V157H142ZM145 155V156H144ZM186 155V156H185ZM196 155L198 156V157H196ZM200 155V156H199ZM214 155V156H213ZM220 155V156H219ZM61 156H63V153H62V155ZM104 156V157H103ZM115 156V157H116ZM121 156H122V158H121ZM126 158H125V157ZM64 158H63V161H62V159H61V157H60V163L62 162H68V163H70V161L67 159V157H65V156H63ZM103 157V158H102ZM113 157V158H112ZM129 157V158H128ZM81 158V157H80ZM105 158H104V160H105ZM125 158V159H124ZM188 158V159H187ZM220 158H221V160H220ZM64 159L66 160V161H64ZM70 159V158H69ZM109 159V158H108ZM130 159V160H129ZM139 159H138V162H139ZM68 160V161H67ZM71 160H73V157L71 158ZM103 160V161H104ZM111 160H109L110 161V164H114L115 163V161H113L114 163H112L111 162ZM201 160V161H200ZM76 161V158H74V160H73V164H76V163H74ZM94 161V160H93ZM105 161H107V159L105 160ZM104 161V162H105ZM108 161V162H109ZM131 161V162H130ZM137 161V160H136ZM36 163L35 164H37V162L40 164L41 163V161H35ZM77 162V161H76ZM95 162V161H94ZM107 162V163H108ZM200 162V163H199ZM202 162V163H201ZM213 162V163H212ZM29 163H31V161L29 162ZM71 164V163H70ZM72 164V165H73ZM89 163H87V165H88ZM138 164V163H137ZM200 166H198V165ZM202 165V166H201ZM218 165V166H217ZM207 166V167H206ZM208 168V169H207ZM204 169V170H203ZM221 169V170H220ZM202 170H203V172H202ZM212 171V172H211ZM205 173V174H204ZM212 173V174H211ZM219 176V178H218V176ZM205 176L206 178H202L203 176ZM210 175H211V177H210ZM200 176H202V177H200ZM215 176V177H214ZM208 178H209V181H208ZM210 178H212L213 180H211ZM218 179V180H217ZM222 179V180H221ZM215 181V182H216ZM222 181V182H221ZM214 182V183H215ZM218 183V182H217ZM228 184V185H227ZM259 184V185H258ZM223 185H226V186H223ZM231 187H230V186ZM228 186V187H227ZM226 187V188H225ZM222 188V189H221ZM225 190H224V189ZM229 189V190H228ZM228 195H227V194ZM226 194V195H225ZM235 194V195H234ZM223 195V196H222ZM231 196V197H230ZM234 196V197H233ZM238 196V197H237ZM228 200V201H227ZM219 207H218V209H219Z\"/></svg>",
  "mask_w": 264,
  "mask_h": 264
},
{
  "label": "crops",
  "instance_id": "0c3cea01",
  "mask_svg": "<svg viewBox=\"0 0 264 264\" xmlns=\"http://www.w3.org/2000/svg\"><path fill=\"white\" fill-rule=\"evenodd\" d=\"M232 104L234 105L235 102H234V101H233L232 103H231V101L228 102V106H229V108L231 107ZM213 124H214V123H213V120H211V121L209 122L210 127H211ZM190 125H191V124H190ZM191 127H193L192 125L190 126V129L193 130L194 127H193V129H192ZM204 148H205V149H204V152H205V153H208V152L211 153V154L214 153V152L216 153V151H214V149L212 148V146H206V147H204ZM217 149H221V148L218 147ZM226 151H227V150L224 149V153H226ZM219 152L222 153V151H219ZM228 152H230V151H228Z\"/></svg>",
  "mask_w": 264,
  "mask_h": 264
}]
</instances>
